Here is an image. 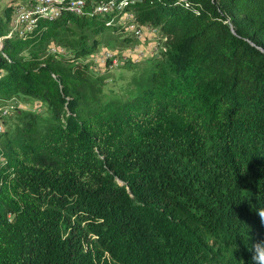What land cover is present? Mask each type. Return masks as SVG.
<instances>
[{"label": "trees", "instance_id": "trees-1", "mask_svg": "<svg viewBox=\"0 0 264 264\" xmlns=\"http://www.w3.org/2000/svg\"><path fill=\"white\" fill-rule=\"evenodd\" d=\"M16 5L0 17V99L37 97L49 115L14 107L20 125L0 133V264H252L264 0L136 3L169 39L126 99L99 95L87 61L101 43L132 45L124 26L90 2L9 36Z\"/></svg>", "mask_w": 264, "mask_h": 264}, {"label": "built area", "instance_id": "built-area-1", "mask_svg": "<svg viewBox=\"0 0 264 264\" xmlns=\"http://www.w3.org/2000/svg\"><path fill=\"white\" fill-rule=\"evenodd\" d=\"M142 0H25L17 3L8 35L18 34L25 37L34 31L42 18H56L64 11L81 15L88 9L91 2L92 14L110 15V23L116 19H123L122 26L135 37V42L125 48H112L102 54L90 56L89 61L96 73H107L124 67L129 63H139L142 60L159 56L166 50L169 39L167 34L161 33L160 28L152 24H145L135 19L134 6ZM3 48V38L0 37V49ZM49 51L54 54H66L69 50L62 45L51 43ZM93 55V54H92ZM0 132L4 131V119L10 115L14 107L24 106L17 96L0 99ZM0 102V103H1ZM4 105V106H3Z\"/></svg>", "mask_w": 264, "mask_h": 264}, {"label": "rangeland", "instance_id": "rangeland-1", "mask_svg": "<svg viewBox=\"0 0 264 264\" xmlns=\"http://www.w3.org/2000/svg\"><path fill=\"white\" fill-rule=\"evenodd\" d=\"M14 1L17 2V0ZM8 3H11V0H0V17L3 15L2 9ZM123 19H116L115 25H121ZM110 31L112 30H109V32ZM112 48L113 47L110 45L101 43L97 50L92 53L93 55L88 56L100 55L105 50ZM152 69L153 66H151L148 60L145 59L137 64L126 65L107 73H94L92 81L95 83V88L99 95L105 97L116 96L126 99L139 93L147 86V79ZM17 97L20 102L24 103V106L19 108L20 112L23 111L25 113L27 111H36L46 116L49 115L45 112V105L39 98L25 96L23 94H20ZM2 104L3 102L0 103V106H2ZM19 110H12L10 115L4 119V131H7L6 133H9V135L15 133L21 123L20 117L22 114Z\"/></svg>", "mask_w": 264, "mask_h": 264}, {"label": "clouds", "instance_id": "clouds-1", "mask_svg": "<svg viewBox=\"0 0 264 264\" xmlns=\"http://www.w3.org/2000/svg\"><path fill=\"white\" fill-rule=\"evenodd\" d=\"M255 213L259 217L261 225H264V207L257 208ZM248 250L252 254V264H264V238L252 241Z\"/></svg>", "mask_w": 264, "mask_h": 264}, {"label": "crops", "instance_id": "crops-1", "mask_svg": "<svg viewBox=\"0 0 264 264\" xmlns=\"http://www.w3.org/2000/svg\"><path fill=\"white\" fill-rule=\"evenodd\" d=\"M12 1V0H11ZM23 1H25V0H17V3H19V2H23Z\"/></svg>", "mask_w": 264, "mask_h": 264}]
</instances>
